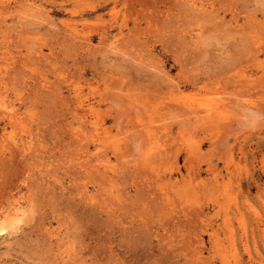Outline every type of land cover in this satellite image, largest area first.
<instances>
[{"label": "rangeland", "instance_id": "obj_1", "mask_svg": "<svg viewBox=\"0 0 264 264\" xmlns=\"http://www.w3.org/2000/svg\"><path fill=\"white\" fill-rule=\"evenodd\" d=\"M15 202L0 264H264V0H0Z\"/></svg>", "mask_w": 264, "mask_h": 264}, {"label": "bare ground", "instance_id": "obj_2", "mask_svg": "<svg viewBox=\"0 0 264 264\" xmlns=\"http://www.w3.org/2000/svg\"><path fill=\"white\" fill-rule=\"evenodd\" d=\"M30 14V13H29ZM25 17H26V15H25ZM32 18H34V17H32ZM123 52V51H122ZM128 61V60H127ZM139 65V64H138ZM167 79V78H166ZM217 110V109H216ZM220 110V109H219ZM4 112H5V110H3ZM185 112V111H184ZM15 113V112H14ZM13 113V114H14ZM6 114V113H5ZM179 114V113H178ZM8 115V114H7ZM15 115H16V113H15ZM186 115V114H185ZM9 117V116H8ZM12 117V116H11ZM12 120V119H11ZM10 120V121H11ZM14 121V120H13ZM12 121V122H13ZM99 121V120H98ZM16 122H18L17 120H16ZM20 123V122H19ZM152 126V125H151ZM97 130V129H96ZM99 130V129H98ZM93 131H95V129H93ZM101 131V130H100ZM93 134V133H92ZM97 134H99V133H97ZM78 135V134H77ZM81 135V134H80ZM81 137V136H80ZM94 138V137H93ZM88 141V140H87ZM148 146V145H147ZM99 147V146H98ZM147 149V148H146ZM150 149V148H149ZM144 152H146V151H144ZM97 153V152H96ZM97 155V154H96ZM145 156H147V155H145ZM162 157V156H161ZM196 157V156H195ZM154 158V157H153ZM149 159V158H148ZM98 160H99V158H98ZM101 160V159H100ZM103 160V159H102ZM102 160H101V163H102ZM107 160V159H106ZM118 161V160H117ZM100 163V162H99ZM107 164V163H106ZM144 164V163H143ZM161 164V163H160ZM124 165V164H123ZM139 165V164H138ZM92 166V165H91ZM100 166V165H99ZM120 166V165H119ZM135 166V165H134ZM95 167V166H94ZM106 167H108V166H106ZM105 167V168H106ZM84 168V167H83ZM92 168V167H91ZM123 168V167H122ZM133 169H135V170H137L136 168H134V167H132ZM94 169H97V168H94ZM93 169V170H94ZM99 169V168H98ZM116 169V168H115ZM114 168H113V170H115ZM139 169V168H138ZM150 169V168H149ZM120 170V169H119ZM86 171H87V169H86ZM104 171V170H103ZM122 171V170H121ZM143 171V170H142ZM145 171V170H144ZM143 171V172H144ZM89 172V171H88ZM136 172V171H135ZM150 172V171H149ZM157 172H158V170H157ZM90 173H91V170H90ZM112 173V172H111ZM122 173V172H121ZM126 173V172H125ZM150 173H152V172H150ZM156 173V172H155ZM99 174V173H98ZM113 174H114V171H113ZM120 174V173H119ZM153 174H154V172H153ZM90 175V174H89ZM95 175V174H94ZM116 175V174H115ZM149 175V174H148ZM156 175H157V173H156ZM92 176V175H91ZM102 176V175H101ZM102 177H104V176H102ZM114 177V176H113ZM110 178V177H109ZM149 178V177H148ZM160 178V177H159ZM158 180V179H157ZM155 181V180H154ZM107 187V186H106ZM79 189V188H78ZM116 189V188H115ZM116 191V190H115ZM119 191H120V189H119ZM86 193V192H85ZM121 193V192H120ZM119 193V194H120ZM114 194V193H113ZM168 195V194H167ZM124 196V195H123ZM120 197H122V195L121 196H117V198H120ZM164 197V196H163ZM95 198V197H94ZM121 199V198H120ZM170 199V198H169ZM116 201V200H115ZM120 201V200H119ZM13 202V201H12ZM117 202V201H116ZM124 202V201H123ZM218 203V202H217ZM221 203V202H220ZM227 203V202H226ZM112 204H113V202H112ZM115 204V203H114ZM119 204V203H118ZM123 205H125V204H123ZM10 206V205H9ZM123 207V206H122ZM27 208V207H26ZM220 208V207H219ZM10 210L8 211V212H6L5 214H2L1 216H0V236H2V235H5L6 234V232L8 231L7 229V227L6 226H4L3 225V223L5 222H7V224H8V226L11 228V229H14V230H19L18 228H19V226L21 227L22 225H20L21 224V222L23 223V220L26 218V215H27V212H26V210H24V208H23V206H22V204H20L19 202L17 203V202H15V203H12V205H11V207L9 208ZM31 210V209H30ZM117 210H119V208H117ZM221 210V209H220ZM120 211V210H119ZM122 211H123V209H122ZM215 211V210H214ZM200 212V211H199ZM198 211H197V213H199ZM219 212V211H218ZM193 213V212H192ZM191 213V214H192ZM196 213V214H197ZM201 213V212H200ZM30 214V213H29ZM201 215V214H200ZM213 215V214H212ZM193 216H195V213H194V215ZM193 216H190V219H192L191 217H193ZM199 216V215H198ZM197 216V217H198ZM201 216H203V214L201 215ZM205 216V215H204ZM118 217V216H117ZM120 217V216H119ZM196 217V216H195ZM194 217V218H195ZM201 218V220L203 219L202 217H200ZM27 219V218H26ZM208 219V218H207ZM206 219V220H207ZM197 220V219H196ZM220 220V219H219ZM227 220V219H226ZM190 221H193V219L192 220H190ZM205 221V220H204ZM207 221H209V219L207 220ZM221 222V221H220ZM6 224V225H7ZM226 224V223H225ZM218 227V226H217ZM225 227V226H224ZM207 228V227H206ZM221 228V227H220ZM13 230V231H14ZM23 230V229H22ZM213 230V229H212ZM214 231V230H213ZM8 233H10V232H8ZM211 234V233H210ZM224 234V233H223ZM214 233H212V235H211V238H213L214 237ZM254 235V234H253ZM215 236H217V235H215ZM234 236V235H233ZM5 237V236H4ZM235 237V236H234ZM242 237V236H241ZM244 237H246V236H244ZM247 238V237H246ZM3 239V238H2ZM5 239V238H4ZM60 239V238H59ZM234 239V238H233ZM243 239V238H242ZM235 240V239H234ZM245 243L247 244V242L245 241ZM243 247H244V245H243ZM245 247H247V249H248V245H246ZM248 251V250H247ZM246 251V252H247ZM248 253H249V251H248ZM248 255H250V254H248ZM69 256H71V255H69ZM251 256V255H250ZM64 257V256H63ZM250 260V259H249ZM204 263V262H203ZM203 263H201V264H203Z\"/></svg>", "mask_w": 264, "mask_h": 264}]
</instances>
